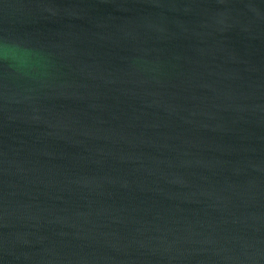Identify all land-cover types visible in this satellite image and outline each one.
Instances as JSON below:
<instances>
[{
  "label": "water",
  "instance_id": "95a60500",
  "mask_svg": "<svg viewBox=\"0 0 264 264\" xmlns=\"http://www.w3.org/2000/svg\"><path fill=\"white\" fill-rule=\"evenodd\" d=\"M0 264H264V0H0Z\"/></svg>",
  "mask_w": 264,
  "mask_h": 264
},
{
  "label": "clouds",
  "instance_id": "9594fccd",
  "mask_svg": "<svg viewBox=\"0 0 264 264\" xmlns=\"http://www.w3.org/2000/svg\"><path fill=\"white\" fill-rule=\"evenodd\" d=\"M0 59L12 61L19 69L26 70L31 67L33 54L14 42L0 43Z\"/></svg>",
  "mask_w": 264,
  "mask_h": 264
}]
</instances>
